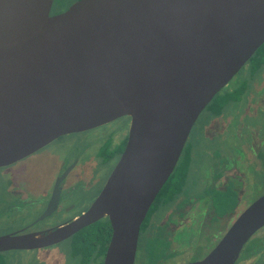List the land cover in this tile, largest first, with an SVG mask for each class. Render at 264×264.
Wrapping results in <instances>:
<instances>
[{
  "label": "water",
  "instance_id": "water-1",
  "mask_svg": "<svg viewBox=\"0 0 264 264\" xmlns=\"http://www.w3.org/2000/svg\"><path fill=\"white\" fill-rule=\"evenodd\" d=\"M52 3L0 0V167L121 117L126 143L81 216L1 236L0 250L46 247L107 217L102 264H134L193 124L264 43V0H77L50 15ZM263 226L264 194L189 264H235Z\"/></svg>",
  "mask_w": 264,
  "mask_h": 264
},
{
  "label": "flooded vegetation",
  "instance_id": "flooded-vegetation-1",
  "mask_svg": "<svg viewBox=\"0 0 264 264\" xmlns=\"http://www.w3.org/2000/svg\"><path fill=\"white\" fill-rule=\"evenodd\" d=\"M75 1L77 0H71V2L68 4H65L66 2H63L62 7H60L59 4L61 3V0H53L50 15L63 11ZM242 68L240 70H242ZM243 75L244 74L240 76L242 77ZM239 77H237V80H239L238 79ZM248 84H249L248 90L250 92V83ZM249 92L248 93L246 92L244 96H242L241 100L246 101L249 98ZM262 94H264V86L256 90L255 96L259 97L258 100H262L264 98V95ZM238 102H235V103H238ZM231 104H234V103L232 102ZM224 111L225 109L218 115H213L209 113L208 111H206L208 115V120H207L208 123L203 130V135L205 139H207L208 143H211V141L214 140L217 132L224 131L226 129V127L225 128L221 127V125L223 124L221 123L220 118H219L221 115H223ZM122 119H127L129 123L128 117H121L119 119L113 120L107 124L90 129L88 131L69 134V135H80V134H85L87 132H92L95 129H98L101 127L106 128L112 123H115L116 121L122 120ZM215 120L219 122L220 126L218 125L214 131L208 132V129L215 127L210 124V122H214ZM226 120H227V123L225 124H227V127L229 128L231 126V118H226L222 121L226 122ZM128 128H129V124H128V127L126 128V131L122 135V137L118 139L117 141L113 140L114 137L116 136V133L114 134V137H110V136L105 137L101 135V138L93 139L96 141V145H95L96 153H95L94 158L97 161H95V163L93 164V166L91 165V167H89L88 165V168H86V170L82 172V175H80V177L78 175L77 168L79 165L84 164L86 162L85 160L82 162V159H84V156H85L84 154H86V151H87L86 149L88 150L90 149L89 143L85 145L86 147L85 146L82 147V150L78 153V155L75 156L71 154L70 156H67L65 161H62L60 164L57 163L55 166V169L51 171V175L47 181H45L43 176L41 174H38L37 172H34V174L30 178H28L29 176L27 175V173L23 172V167L30 158L38 154L44 148L50 146L52 143L60 141L61 139H64L68 135H64V136L56 138L55 140L48 143L46 146L22 158L21 160H18L17 162H14L4 167H0V170H6L9 172L15 169V171H13L12 173L21 175L19 177H14V175H10L9 178L5 179V182L7 183L8 187H10V189L9 191H7L4 197L0 198V232L7 231V230L8 231L5 233H0V237L4 235L21 236V235H27V234L46 233L49 231H53L59 226L66 225L70 223L71 221L75 220L76 218H78L79 216H81L92 204V202L94 201V199L96 198V196L98 195V193L100 192L101 188L104 185L102 183V187L99 188L95 196L89 197L91 192L94 191V186L92 185L93 180L88 179L89 172L92 170L91 173L94 174V170L98 168V162L100 160L105 165H108L109 169L110 168L112 169V167L114 166L121 152L124 149L126 138H127V133H128ZM107 133H108L107 134L108 136L111 132H107ZM229 136H230V139L232 138V144H235V147L233 146V151L235 152V156H230L231 154H229V151H225V152L221 151L216 146H213V147L208 146L207 149H210V150L208 153H206V156H207L208 162H210L209 164L210 169H212L213 167L212 161L215 158L220 159L221 156H227V157L229 156V158L233 157L235 158V162L233 164L235 168L232 166L234 170L226 169L224 171V170L217 169L216 173H213V175L217 179V182L212 181V182L206 183V181H203V180L202 182L200 181L204 185L202 189L198 192V194L195 196H191V197L187 196L186 191L189 186L187 184L185 188L186 190H185L184 196L183 195L180 196V197H183V200L180 201V197H179L177 200H174L169 206L164 207V208L161 207L158 210L153 211V213L149 216V219L147 220L146 226L143 230L141 229V225H140L138 240H137L136 255H137V249L139 247V240L142 235L144 236L143 243L148 237L159 236L160 238H166V242L168 243V252L170 251L173 252L172 255L169 257V259L172 260L178 255H182L183 259L182 257L181 259L183 261V264H189L191 262L197 261L199 259H191L190 258L191 256L189 253H182V254L175 253L177 251L180 252L183 246L192 245V241L194 237L193 238L188 237V241L186 244H182L179 241L174 239V236L177 237L178 234H180L182 231L185 230L184 227L186 223L196 224V225H199V227L201 226L209 227L210 225L215 224V222L221 216V211L223 208V205L218 207V205L221 203L220 201L222 200V199L221 200L219 199V194L220 195L223 194L224 196H226L228 194L227 192L229 191L232 192V195L235 199L234 204H233V212L236 207V212L233 215H240L252 202H254L256 199H258L260 196L264 194L263 192L260 196L255 198L250 204L249 202L246 203L245 201L243 202V200H241L242 198L244 199V192L247 190V186H248L247 184L249 183L248 180H250V178L254 180V185L255 184L257 186L259 184L260 186L264 185V156L262 155L261 159L258 160V157L254 158L253 154L249 152V151H252L254 147L253 148H250V146L248 147L246 132L244 134H241V138L234 135L233 133L232 135H229ZM123 141H124V145H123L122 151L119 154H114L110 159L105 161L100 154L101 149L104 148V146L107 143H108L107 147L109 150L114 149L120 146ZM187 143L188 142L186 140L184 146ZM262 150L264 151V146L262 147ZM242 151H244V153H242ZM192 167H193V163L191 162L189 174L192 170ZM76 170H77V173L75 174L74 172ZM246 174H248V180H246L245 178ZM84 176H86L85 179H84ZM220 178H221V181H220ZM188 180H189V175H188ZM54 197H55V202H54L55 205L52 208L50 204H52V199ZM174 205L175 207L172 208ZM194 205H197L196 208L198 209L197 211H195V215H201V218L200 220H196L193 217L192 220L190 221L189 219L192 214L191 210L194 209ZM17 206L19 207L16 208ZM24 208L28 209L26 214H24V216L19 215L18 212L20 211L22 212ZM12 212L14 213V215H10ZM162 215H165V220L162 221L161 224L157 225L156 222L153 223L154 218L157 221H159ZM12 216H15L16 219L9 220ZM104 219H106L109 223L108 218L104 217L89 225H92ZM88 226L81 228L80 230L73 233L69 237L55 244H51V245H48L42 248H33V249L0 250V256L7 255L12 252H36V256L34 257V260L32 259V264H35V261H39L40 264H51V260L54 257L56 260V262L54 260V263H59L61 259L64 258L65 250L68 249L71 255L70 247H71L72 238L76 234H78L81 230H83L84 228ZM109 226H110V223H109ZM162 229H165L164 234L161 233ZM186 229H192V228L188 227ZM157 231L158 233H156ZM151 232H153V234H150ZM147 234H150V235L146 236ZM110 236H111V226H110ZM252 238H254V236ZM109 240H110V237H109ZM108 242H107V245H108ZM62 244H65L64 245L65 248H62V246L60 248H57L58 246ZM107 245H106V248H107ZM244 248L242 249V251L244 250ZM53 251L55 252L53 253ZM242 251L240 254H242ZM254 252L255 250H253V252H250V253H254ZM205 255H203L201 258H203ZM246 255L247 254H244V253L241 255V257L239 255L240 257V258L238 257L239 260L242 261V259H244ZM71 257L73 258L76 264H80L79 260H77L72 255ZM103 257H104V254L102 257L99 255L94 257L93 254H91L90 257L88 258L87 264H102ZM257 264H264V260L258 261Z\"/></svg>",
  "mask_w": 264,
  "mask_h": 264
},
{
  "label": "rangeland",
  "instance_id": "rangeland-1",
  "mask_svg": "<svg viewBox=\"0 0 264 264\" xmlns=\"http://www.w3.org/2000/svg\"><path fill=\"white\" fill-rule=\"evenodd\" d=\"M63 2H66L65 4H68L71 2V0H61V3L59 4L60 7H62ZM246 70H247V65H245L244 68L240 70L232 78L231 81L236 82L237 77H239L244 73H247ZM263 86H264V67L261 68L257 72V74L251 77L250 92L247 89V93L249 92V98L246 101L241 100L240 102L231 104L225 108L223 115H221L219 118L221 123L223 124L221 125V127L222 128L226 127V129L224 131L217 132L214 140H212L211 143H208L207 139H205L203 135V130L208 123L207 112L204 110L200 114V116L194 123L192 130L187 139L188 142L187 144L191 151V162L193 163L192 170L189 174V181H188L189 186L186 191L187 196L191 197L198 194V192L202 189L204 185L201 183L202 180L206 181V183L212 181L217 182L216 177L213 175V173H216L217 169L224 171L226 169L234 170L235 167L233 166V164L235 162V158L233 157L229 158V156L228 157L221 156L220 159L215 158L212 161L213 167L212 169H210L209 167L210 162H208L206 156V153H208L210 150L207 149L208 146L210 147L216 146L221 151L224 152L229 151V154H231L230 156H235V152L233 151V146L235 147V144H232V138L230 139L229 136L232 135V133L238 136L239 138H241V134H244L246 132L248 147L249 146L250 148L254 147L253 150L249 152L253 154L254 158L258 157V160L261 159L262 155L264 156V151L262 150V147L264 146V98L262 100H258L259 97L255 96L256 90L262 88ZM226 118H231V126L229 128L227 127V124H225L227 123V120L226 122L222 121ZM128 124L129 123L127 119H122L116 121L115 123H112L106 128L101 127L95 129L92 132H87L85 134H80V135H68L64 139L52 143L50 146L44 148L38 154L30 158L25 163L23 167V172L27 173V175L29 176L28 178H30L34 174V172H37L38 174H41L43 176L45 181H47L51 175V171L55 169L57 163L60 164L62 161H65L67 156H70L71 154L75 156L78 155V153L82 150V147H84L86 144L89 143L90 149L89 150L86 149L87 150L86 154H84L85 155L84 159H82V162L84 160L86 162L84 164L79 165L77 168L78 175L80 177V175H82V172H84V170L88 168V165L89 167H91V165L93 166L95 161H97L94 158L96 153V148H95L96 141L93 139L101 138V135L105 137H109V136L114 137V134L116 133V136L114 137L113 140L117 141L122 137V135L126 131ZM210 124L215 127L208 129V132L214 131L215 128L219 125V122L215 120L214 122H210ZM107 132H111V133L107 136L108 134ZM242 153H244V151H242ZM13 171H15V169H13L11 172L6 170H0V198L4 197L7 191H9L10 189V187H8L7 183L5 182V179L9 178L10 175H14V177L21 176L20 174H13L12 173ZM110 171L111 168L109 169L108 165H105L100 160L98 162V168L94 170V174L95 172L96 174L95 175L92 174L91 173L92 170L89 172L88 179L93 180L92 185L94 186V191L91 192L89 197L96 195L99 188L102 187V183L104 184ZM74 173L76 174L77 170ZM85 178L86 176H84V179ZM245 178L246 180H248V174H246ZM248 182L249 183L247 184L248 185L247 190L244 192V199L242 198L241 200H243V202L245 201L246 203L249 202L250 204L255 198H257L264 192L263 191L264 185L261 186L260 184L258 186L256 184L254 185V180L251 178L250 180H248ZM225 197L226 196H224L223 194L221 195L219 194L220 200ZM181 200H183V197H180V201ZM234 201L235 199L233 200V203ZM19 206H17L16 208H18ZM174 207L175 205L172 208ZM196 207L197 205H194V209L191 210L192 214L189 219L190 221L192 220L193 217L196 220H200L201 218V215H195V211L198 210ZM27 211L28 209L24 208V210L22 212L21 211L18 212V214L24 216V214H26ZM235 212H236V207L233 212V205L227 204L226 202V204L223 205L221 216L218 218L215 224L210 225L209 227H203V226L199 227V225L196 224L186 223L184 227L185 230L182 231L180 234H178L177 237L174 236V239L182 244H186L188 241V237H192V238L194 237L192 241V245L183 246L180 252L177 251L175 253L177 254L189 253L191 259H200L203 255L207 254L214 247V245L217 243L220 237L224 235L227 229L232 225V223L238 217V215H233ZM10 215H14V213L12 212ZM14 219H16V217L12 216L9 220H14ZM164 220H165V215H162L159 221H157L154 218L153 223L156 222V224L159 225ZM188 227H191L192 229H186ZM7 231H2L0 233H5ZM164 231L165 229H162L161 233L164 234ZM153 232H151L150 234H153ZM156 233H158V231ZM150 234H147L146 236H149ZM253 236L255 239L260 240L258 249L255 250L254 253H247L244 259L240 261L239 258L243 254L242 251V254H240V257L238 258L235 264H257L258 261L264 260V227L260 229L258 232H256ZM143 240H144V236L142 235L139 240V247L137 249V255L134 264L145 263L147 256L145 255L146 253L144 250ZM64 245L65 244H62L57 248H60L61 246L62 248H65ZM54 252L55 251H53V253ZM35 256H36V252H12L7 255H1L0 264H32V259L34 260ZM181 257L182 255H178L172 260L169 259V257H165L160 264H183L182 261L183 257L182 259ZM54 260L55 257L51 260V264H76L73 258L71 257L68 249L65 250L64 258L61 259L59 263H54ZM35 264H40V262L35 261Z\"/></svg>",
  "mask_w": 264,
  "mask_h": 264
},
{
  "label": "trees",
  "instance_id": "trees-1",
  "mask_svg": "<svg viewBox=\"0 0 264 264\" xmlns=\"http://www.w3.org/2000/svg\"><path fill=\"white\" fill-rule=\"evenodd\" d=\"M245 65H247V73H244L242 77L240 76L238 78L239 80L236 82L231 81L224 86V88L212 98L204 110L213 115H218L232 102L235 103L241 100L242 96L247 92L251 77L264 67V43L255 51ZM107 144L100 151L105 161L110 159L114 154H119L122 151L124 141L120 146L111 150L108 149ZM190 167L191 151L188 144H186L181 151L173 171L155 196L141 224L142 230L145 228L146 222L153 211L161 207H167L180 196H184L185 188L189 181L188 175ZM227 193V197L220 201L221 203L218 207L226 204V202L227 204H234L232 192L229 191ZM109 237L110 226L106 219L89 225L72 238L70 247L71 255L79 260L80 264H87L91 254H93L94 257L97 255L102 257ZM259 243L260 240L252 238L245 246L243 253L247 254L253 252V250H257ZM144 250L147 256L144 264H160L165 257H170L173 253L171 251L168 252L166 238H160L159 236L146 238L144 241Z\"/></svg>",
  "mask_w": 264,
  "mask_h": 264
}]
</instances>
